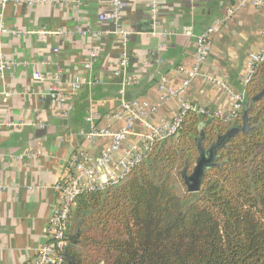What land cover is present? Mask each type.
Masks as SVG:
<instances>
[{
	"label": "crops",
	"instance_id": "obj_1",
	"mask_svg": "<svg viewBox=\"0 0 264 264\" xmlns=\"http://www.w3.org/2000/svg\"><path fill=\"white\" fill-rule=\"evenodd\" d=\"M111 1L0 0L5 26L0 51L10 63L0 74V92H11L6 101L0 93V264H28L49 241V218L60 199L56 186L68 160L79 151H104L109 137L90 140L83 132L94 126L120 129L124 122H110L109 115L122 99L159 104L147 116L152 123L179 114V98L162 100L158 83L167 77L181 84V68L194 65L198 36L216 19L237 9L213 36L204 66L210 79L192 81L181 94L186 100L230 115L233 97L215 81L243 92L250 55L264 47V9L240 7V0H157L156 18L153 0H123L126 42L112 22L99 17L112 8ZM124 51L129 64L117 74ZM58 69L73 105L68 117L48 93ZM77 78L83 84L73 90ZM143 130L136 125L114 155V167L140 143Z\"/></svg>",
	"mask_w": 264,
	"mask_h": 264
},
{
	"label": "trees",
	"instance_id": "obj_2",
	"mask_svg": "<svg viewBox=\"0 0 264 264\" xmlns=\"http://www.w3.org/2000/svg\"><path fill=\"white\" fill-rule=\"evenodd\" d=\"M243 93L233 119L188 112L122 183L82 194L65 264H264V60ZM213 146L199 189L180 194Z\"/></svg>",
	"mask_w": 264,
	"mask_h": 264
},
{
	"label": "built area",
	"instance_id": "obj_3",
	"mask_svg": "<svg viewBox=\"0 0 264 264\" xmlns=\"http://www.w3.org/2000/svg\"><path fill=\"white\" fill-rule=\"evenodd\" d=\"M246 4H252L254 7L264 9V0H240V7ZM111 5L112 8L101 13L99 17L101 20L112 22L116 32L126 42L128 32L123 29L121 24V13L122 9L126 6V2L123 0H112ZM236 10H228L226 15L216 19L210 27L198 36L194 65L190 68H181L182 74L184 75L181 84L176 86L172 85L170 79L167 77L162 78L160 81L158 89L161 92L162 96L160 98L162 100L170 97L179 98V114L173 120H160L158 123H152L147 119V116L157 111L159 104L152 105L148 101H142L140 99H122L118 109L109 115L110 122L116 120H122L124 122L120 129L116 130L110 126L106 128L91 127L89 131L83 132L87 139L94 140L99 137H109L111 142L99 155H92L84 150L76 152L70 157L65 174L56 186L60 193V199L49 218V241L38 249L35 257L28 264H65V253L69 244V224L77 204V199L86 192L99 191L108 186L122 183L127 178L130 170L143 159L145 152L157 141L177 134L181 126L182 118L186 113L193 112L217 116L227 121L237 115V112L242 108L244 102V93L232 91L227 85L219 81L215 82L222 84L226 90L230 91L234 100L230 115L227 117L217 113H211L205 107L192 103L181 96L184 90L195 79H210L204 70V66L211 52L213 36L221 30L225 20L231 17ZM151 11L152 15L156 18L158 12L157 0H153ZM3 31H5L4 18L3 14H0V33ZM95 55L96 53L92 51L91 56L95 57ZM250 58L249 79L256 65L264 60V47L259 52L252 53ZM128 64V54L124 51L120 69L116 73L120 74L121 71L127 68ZM9 66L10 63L6 61L0 51V74L3 75ZM91 66V61L86 64L87 68ZM36 76L41 78V73H36ZM52 82L48 93L53 100L60 103L62 116L68 117L73 109V105L69 101L68 95L63 88L64 82L62 80L61 69L57 70ZM82 84V80L77 78L72 83V89L78 90ZM0 93L4 95V101L11 95V92L7 90ZM2 124L0 121V125ZM137 124H141L144 128L140 134V143L126 151L125 155H123L114 167V155L122 149L124 143L134 132Z\"/></svg>",
	"mask_w": 264,
	"mask_h": 264
},
{
	"label": "water",
	"instance_id": "obj_4",
	"mask_svg": "<svg viewBox=\"0 0 264 264\" xmlns=\"http://www.w3.org/2000/svg\"><path fill=\"white\" fill-rule=\"evenodd\" d=\"M249 128V124L246 122L244 126V130L247 131ZM239 131L238 127L233 126L227 136L234 134ZM215 151V146L211 147L207 152L204 150H201L200 156L197 159V162L193 168V171L186 175L185 171L184 174V183L189 191H197L202 183V178L205 174V170L208 166L212 164V157L211 154H213ZM210 154V155H209Z\"/></svg>",
	"mask_w": 264,
	"mask_h": 264
},
{
	"label": "rangeland",
	"instance_id": "obj_5",
	"mask_svg": "<svg viewBox=\"0 0 264 264\" xmlns=\"http://www.w3.org/2000/svg\"><path fill=\"white\" fill-rule=\"evenodd\" d=\"M175 186L177 188V191L180 194H184L186 192L187 187H186L185 183H183V181H181V179H179V178L175 179ZM73 223H74V218H73V214H72L70 227H72ZM71 232H72V228L69 229V233H71Z\"/></svg>",
	"mask_w": 264,
	"mask_h": 264
}]
</instances>
